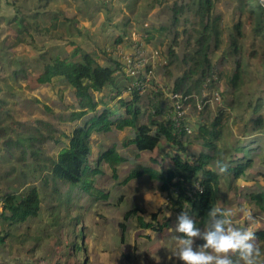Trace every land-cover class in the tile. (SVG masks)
<instances>
[{
    "label": "rangeland",
    "instance_id": "rangeland-1",
    "mask_svg": "<svg viewBox=\"0 0 264 264\" xmlns=\"http://www.w3.org/2000/svg\"><path fill=\"white\" fill-rule=\"evenodd\" d=\"M14 1L0 0V199L8 191L21 194L37 186L42 201L37 217L11 227L0 248V264H21L28 259L37 264H182L174 256L175 238L179 235L175 230L178 211L147 173L130 177L134 169L150 166L165 171L170 166L162 161L169 151L165 141L154 151L140 154L132 144L125 145L132 134L129 127L94 132L89 157L93 167L100 152L112 146L125 157L113 166L102 160V172L91 176L95 187L109 193L107 199L79 194L76 188L62 182L55 191L46 168L31 157L24 160L15 146L5 148L8 137H16V133L24 137L38 128L44 139L35 143L43 150V156L55 157L63 145L55 138L64 140L62 133L70 132L73 124L83 121H70L71 112L80 108L68 81L60 76L49 82L38 80L44 73V57H68L76 48L115 69L117 86L108 85L94 94L95 99L105 101L123 117L128 114L120 99H133L138 84L139 120L147 124L150 115L157 111L156 105L163 107L176 82L178 91L187 92L190 88L189 93L195 97L187 106L185 121L194 133H190L188 142L191 151L203 149L194 138L198 126L202 121L211 123L220 108H226L228 114L218 126L222 131L219 145L232 147L238 140L260 139L263 151L254 156V166L237 179L227 174L222 177L219 207L230 208L233 224L239 227L248 226L241 209H251L256 218L252 229L264 227V214L250 200L255 191H264V134L249 135L254 131L246 128L250 109L245 107L248 101L264 96V65L258 58L246 62L242 85L235 91L230 85L235 73L234 56L226 52L230 34L240 19L248 51L256 45L246 14L240 15L239 0H216L214 14L219 17L220 42L213 37L208 55L220 78L203 90L199 74L182 79L191 62L188 64L185 57L198 49L203 31L198 15L187 7L192 0H18L25 13H33L30 9L39 5V11L46 12L37 18L41 32L32 27L21 35L20 42L16 29L8 23L15 12ZM76 59H81V55L73 58ZM215 91L220 93L219 100L214 98ZM231 104L238 112L228 111ZM98 107H103L102 102ZM163 117L165 114L159 115L158 120ZM229 153L232 152L226 150L223 154L227 157ZM216 163L213 160L209 166L216 169ZM160 199L164 200L162 206ZM136 206L149 221L150 214L157 213V227L166 220L168 225L153 230L131 223L122 237L119 223L124 221L125 212ZM74 241L81 248L71 253ZM196 244L202 245L197 241Z\"/></svg>",
    "mask_w": 264,
    "mask_h": 264
},
{
    "label": "trees",
    "instance_id": "trees-1",
    "mask_svg": "<svg viewBox=\"0 0 264 264\" xmlns=\"http://www.w3.org/2000/svg\"><path fill=\"white\" fill-rule=\"evenodd\" d=\"M14 2L15 12L8 18V23L16 29V39L19 42L22 41L21 35L29 32L32 27L40 33L41 27L37 18L46 12L39 11V5L30 9L29 12H33L30 15L18 6V0ZM239 2L240 15L246 14L249 20L248 25H251L252 28L251 35L254 36L256 45H254L252 51H248L244 43L246 36L243 29L244 24L241 19L237 21L234 25V31L230 34L229 47L226 50L227 54L231 53L234 56L235 73L230 79V85L235 91L242 85L241 81L244 78L246 62L258 58L260 64L264 65V4L260 0H239ZM187 7L198 15V22L203 27V31L200 32L201 37L198 39V49L194 54L190 55L189 53L185 57L188 64L191 62L182 79L193 78L195 74H199L200 79L198 81H202L203 90L204 83L208 78L213 80V74H217L220 78V72L216 70L208 55L213 37L216 36V42H220L219 17L214 14L216 0H192L191 4H187ZM78 55H81V59L73 60ZM70 57L72 58L69 59ZM44 59V73L38 80L49 82L53 77L60 76L68 81L76 96L75 103L80 108L71 112L70 121L81 118H83V121L79 124H73L70 132H63L64 140L55 138L56 142H63L55 157L51 155L43 156V150L35 143L40 138L41 140L44 139L43 133L38 128L24 137L20 133H16V137H8L4 142L5 148L17 147L24 160L27 159V156L28 159L31 157L42 168H46L55 184V191L58 189L59 182H62L76 188L79 194L89 193L94 199L98 197L107 199L109 193L95 187L91 176L102 172L100 168L102 160L113 166L125 157L112 146L100 152V156L93 167L89 159L92 152V136L94 132L113 131L114 127L116 129L129 127L132 134L125 143L126 146L132 144L141 154L142 152L154 151L165 141L169 151L162 158V161L165 160L170 163L165 171L150 166L143 167L142 170L134 169L130 177L147 173L151 179L159 183L161 192L166 193L171 207L177 210L178 214L187 212L197 221L200 227H205L210 219L207 215L208 210L213 206H219L222 177L227 174L230 178L237 179L245 175L247 169L254 166V156L262 154L260 139H252L253 137L238 140L232 147L228 145L223 147L218 144L217 140L222 135V131L218 129V126L222 123L224 115L228 114L226 108H220L211 123L200 122L198 132L194 138L197 143L201 144L203 149L198 152L191 151L188 148V142L191 141L190 137L192 136L190 133L177 128L175 122L170 118L163 117V120H158L159 115L164 116V107L156 105L157 111L150 115L149 124L140 122V108L136 105L139 92L136 86L134 87L135 95L133 99L129 101L120 99V104L126 108L127 117L119 115L118 110L107 106L105 101L95 99V92H102L108 85L117 86L114 84L115 69L110 65H102L92 54L82 52L79 48L74 49L68 57L62 58L59 55H50L44 57ZM178 88L179 82H176V86L172 91H178ZM189 90L190 88L186 93H189ZM100 102L103 104L102 108L98 107ZM245 107L247 110L250 109L246 128L251 127L254 131L249 135L264 134V96L258 97L254 102L248 101ZM229 108V112H238L232 104ZM241 117L245 118L244 116ZM226 150L232 152L227 154V157L223 154ZM153 160L160 162L158 158H153ZM213 160L219 161L221 164H227L228 171L219 174L218 170L209 166ZM114 171H116L115 168ZM197 184L201 188H196ZM250 196L251 202L260 213L264 214V191H255ZM41 201V191L37 186H32L21 194L16 191H8L1 197L0 248H3L11 227L21 226L29 218L39 215ZM141 212L143 210L137 206L125 212L124 221L119 223L122 237L124 232L130 228L131 223L141 229L153 230H161L168 225L166 220L165 223L159 225L160 227H157L154 221L157 219V213H151V221H149ZM78 218L76 217V220ZM255 231L258 238L264 241V227H259ZM197 243L203 244L204 241L197 240ZM80 248L81 244L79 245L77 241H74L70 245V252L78 251ZM21 264L37 263H31L28 259L21 261Z\"/></svg>",
    "mask_w": 264,
    "mask_h": 264
},
{
    "label": "clouds",
    "instance_id": "clouds-1",
    "mask_svg": "<svg viewBox=\"0 0 264 264\" xmlns=\"http://www.w3.org/2000/svg\"><path fill=\"white\" fill-rule=\"evenodd\" d=\"M219 174L228 171L227 164L216 163ZM163 199L159 200L162 206ZM248 226L233 224V212L230 208L211 207L207 215L210 218L205 227L187 212H181L176 218V250L174 256L182 264H264V241L251 227L256 223L251 209H241ZM202 240V245L196 244Z\"/></svg>",
    "mask_w": 264,
    "mask_h": 264
},
{
    "label": "built area",
    "instance_id": "built-area-1",
    "mask_svg": "<svg viewBox=\"0 0 264 264\" xmlns=\"http://www.w3.org/2000/svg\"><path fill=\"white\" fill-rule=\"evenodd\" d=\"M142 78H138L139 81H141ZM218 80L217 74H213V80L208 78V80L204 83V88L209 87L211 82ZM147 81V79H146ZM137 89H139L140 84L136 85ZM193 93H186L182 91H170V95L167 98L164 107V114L167 118L172 119L175 122V126L179 129L185 130L187 133L192 132V127L187 124L185 121L187 117V106L189 105V102L194 98ZM216 100H219L220 93L218 91H215ZM205 102L206 100H202ZM166 106V107H165ZM196 188H201L199 184L196 185Z\"/></svg>",
    "mask_w": 264,
    "mask_h": 264
},
{
    "label": "water",
    "instance_id": "water-1",
    "mask_svg": "<svg viewBox=\"0 0 264 264\" xmlns=\"http://www.w3.org/2000/svg\"><path fill=\"white\" fill-rule=\"evenodd\" d=\"M264 4V0H260Z\"/></svg>",
    "mask_w": 264,
    "mask_h": 264
}]
</instances>
